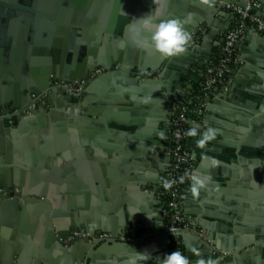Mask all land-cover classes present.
Returning <instances> with one entry per match:
<instances>
[{
    "label": "crops",
    "instance_id": "crops-1",
    "mask_svg": "<svg viewBox=\"0 0 264 264\" xmlns=\"http://www.w3.org/2000/svg\"><path fill=\"white\" fill-rule=\"evenodd\" d=\"M22 1L15 0L12 10ZM24 1L28 12L39 14L32 24L15 15L12 27L21 42L16 38L17 55L27 52L43 61L32 71L79 69L85 71L72 72L87 76L89 62L114 61L115 68L126 63L131 73H103L80 100L58 93L45 111L4 127L0 122L2 180L24 195L43 180L38 202L20 199L17 206L0 207V264H125L131 249L148 252L146 264H159L156 258L170 254L171 243L158 195L170 164L169 100L183 98L187 85L200 80L198 65L233 28V17L207 0ZM155 9L161 19L185 20V29L194 30L185 53L168 67L160 64L152 82L143 83L139 64L161 55L147 33L137 35L136 20ZM256 35L250 26L245 30L229 91L215 93L205 108L199 130L215 129V139L204 148L197 146L199 135L187 142L191 176L212 177L198 196L191 193V179L184 192L189 229L182 240L191 264H264V40ZM13 65L0 71V98L35 77L29 67ZM21 103L27 105L29 97ZM72 227L115 234L119 243L144 240L132 248L104 241L87 259L79 240L68 241Z\"/></svg>",
    "mask_w": 264,
    "mask_h": 264
},
{
    "label": "built area",
    "instance_id": "built-area-1",
    "mask_svg": "<svg viewBox=\"0 0 264 264\" xmlns=\"http://www.w3.org/2000/svg\"><path fill=\"white\" fill-rule=\"evenodd\" d=\"M245 7L238 4L227 3L225 0H217L216 6L228 12L233 17L238 15L239 20L234 21L233 28L223 33V37L218 45H221L219 59L216 63H211L206 71V78L201 92L188 98L187 103L179 106L176 102L169 100V110L171 113V151L169 167L163 172L160 179L158 195L162 204V217L164 229L170 233L172 252L181 251L185 255V248L179 232L189 229V219L183 206L185 189L183 181L189 180L193 170V160L187 145L189 136L186 132L193 126H199L205 113V108L215 93H226L229 91L228 76L232 67L237 63L236 47L245 32L247 26L252 27L257 33L264 36V20L258 14L257 9L262 7V0H242ZM211 58V57H210ZM209 58V59H210ZM103 69H97L92 77L103 74ZM147 73V72H146ZM87 80H73L69 82H54L51 89L37 97L25 111H21L13 106L0 109V122L14 124L15 118L31 115L40 108L47 107V99L53 89L70 99L80 100L84 96ZM200 105V107L196 105ZM44 106V107H43ZM175 181L173 187L165 190L164 181ZM11 192L19 193V189L7 190L0 187V195L8 196ZM163 199V200H162ZM111 238L104 232H86L76 230L71 233L68 241L88 239L93 242L96 239L105 241ZM124 240V238H122Z\"/></svg>",
    "mask_w": 264,
    "mask_h": 264
},
{
    "label": "water",
    "instance_id": "water-1",
    "mask_svg": "<svg viewBox=\"0 0 264 264\" xmlns=\"http://www.w3.org/2000/svg\"><path fill=\"white\" fill-rule=\"evenodd\" d=\"M207 1L212 5V7H214L217 0H207ZM225 1L227 3L238 4L241 7H245V5H246V3L242 0H225ZM14 3L15 2H13V0H0V25H1L0 26V71L3 70V67H4L3 64H10L12 66L13 63L15 62L14 59L16 58L17 64L13 65L14 69L19 70L23 67L24 68L29 67V69H30L29 72L35 77L33 78V80L29 81L26 86H24V85L21 86L19 88V90H17L16 92H14V93L12 91L7 92L4 98H0V109H4L6 107H10L11 105H14L15 108H18L21 111H25L33 102L36 101L37 97H39L43 93L49 91L51 89V87H50L51 84L54 82H69V81H73V80H87L88 84L92 83L93 80H95L96 78L101 76V75H98L96 77H92V74L94 73V71H96L95 70L96 67H98L99 65L108 66L107 67L108 69L104 70L105 71L104 74H106L107 72H111L113 75L123 74L125 76H130L131 71H128V69L126 67V63H124L125 67L115 68L117 65L114 61L110 62V63H108V62L107 63L106 62L105 63L89 62V65L91 66L89 71H91V72L87 76H83V75H81V73L72 72V71H85V70H79V69L78 70L71 69V70H66V71L65 70L64 71H55V70L32 71L33 66L36 64V62H39L42 60L37 59L36 56H33L30 59L29 58L30 56H28L27 52L22 53L21 56L17 55L16 50H15L16 49L17 35L15 33L16 32L15 28L12 27V23H13V16L16 15L19 20H24L25 22L32 24L34 22V15L35 14L38 15L39 13H35L34 11L28 12L29 9L27 8L26 2L24 0L22 1V3L20 2L17 5L18 11H14V10H12V6ZM257 12L259 13V14L257 13L258 16L262 20H264V0H262V7L257 9ZM40 14L43 15L42 13H40ZM221 14L225 15V11L222 12ZM193 25H195V24H193ZM248 27L249 26H247L245 28V30ZM193 30L194 29H190L188 31V33L192 32ZM256 36L258 39H260L262 41L264 40V36L260 35L259 33H257ZM18 41L20 42L19 39H18ZM191 41H192V39H191ZM191 41L189 42V44L191 43ZM237 47L239 48V45H237ZM176 59H177V56L170 57V58H165V57L161 56L160 58L158 57L157 59L150 60V64H147L144 61L143 63L141 62L139 64L140 69L137 72H138L139 76L140 75L142 76L143 74L146 76L145 79L142 80L143 83H151L153 80L155 71H157V69L160 68V64L165 63L168 67ZM147 69L152 70L153 73L147 74L145 72ZM162 71H165V68H162ZM163 76L164 75L160 76L161 79ZM137 82H139L138 79H137ZM157 84L160 85L161 87H163L162 81L158 80ZM58 93L59 92L57 89H53L52 93H50L48 96V99L46 101L47 104H48L49 100L51 99V97L53 95H57ZM24 96H26V97H24ZM28 97H29V103L27 105H23L21 102L24 100V98H28ZM40 109H41V111L42 110L45 111V108H40ZM37 112L38 111H36L35 113H37ZM35 113H33L31 115H25L24 119L27 120L31 116H34ZM4 121L1 123V127L5 126ZM116 160H118V159H116ZM14 166L15 165H13L11 167H14ZM123 171H124V169H123ZM125 176H126V174H125ZM39 180H40V182H38V186L31 189L32 191L30 192L29 195H24L23 193H20V192L19 193L11 192L8 196L0 195V207L5 209L7 207L17 206L20 199L32 200L31 203L38 202L41 198L40 188H38V187L43 183L42 178H39ZM0 187L5 188L7 190L14 189V188H12L13 184L9 183L8 181H3L1 176H0ZM42 192L44 193L45 191H42ZM142 226H143V223H142ZM75 229H76L75 227H72V230L75 231ZM95 232L96 231H93L91 233H95ZM99 232H101V231H98V233ZM185 234H186L185 231H181L178 233V235L182 239L185 236ZM165 235H167L169 238L171 236L170 233H166ZM117 237L118 236L114 234V235H112L111 238L106 239L105 242L107 244H115L118 246H121V245L130 246L132 248V246L135 243H137L141 240H144V238H140V239L134 240L131 244L119 243ZM79 241L81 242V244H80L81 247H84L85 249H87V253L85 255L86 256L85 258H87V259H90L92 256V253L95 252L97 247L102 242H104L100 239H96L92 243L89 242L88 239H80ZM250 246H251L250 243L245 245V247H247V248Z\"/></svg>",
    "mask_w": 264,
    "mask_h": 264
},
{
    "label": "clouds",
    "instance_id": "clouds-1",
    "mask_svg": "<svg viewBox=\"0 0 264 264\" xmlns=\"http://www.w3.org/2000/svg\"><path fill=\"white\" fill-rule=\"evenodd\" d=\"M162 15L163 13L159 9H155L151 14L136 20L139 26L137 35L141 36L143 33H147L148 42L150 43L151 48L165 58L175 57L185 53L186 48L191 41V36L185 29V24L188 21L180 19L165 20L161 19ZM190 19L191 18L189 17V20ZM139 42L141 44L144 43L143 40ZM186 135L189 137H197L199 135L200 139L197 140V146L204 148L207 142L215 139L216 130L208 128L201 133L199 126H193L186 132ZM217 163L218 161L214 159L211 161L212 165H216ZM190 179L192 180L191 193L196 197L201 190L207 187L211 182L212 177L210 175L193 174ZM174 183L175 181L166 180L163 183V187L165 190H169L173 187ZM193 252L196 255H199L195 249H193ZM151 259L152 256L148 252H137L134 249H131L125 264H146V262ZM156 259L159 261V264H191L189 258L181 251H174L165 255L163 259H160L159 257ZM197 264H217V262L212 259L207 260V262H205L204 259H200L197 261Z\"/></svg>",
    "mask_w": 264,
    "mask_h": 264
},
{
    "label": "trees",
    "instance_id": "trees-1",
    "mask_svg": "<svg viewBox=\"0 0 264 264\" xmlns=\"http://www.w3.org/2000/svg\"><path fill=\"white\" fill-rule=\"evenodd\" d=\"M240 17L238 15L234 16V21L239 20ZM223 37V36H222ZM221 49V45H217L215 47V49L213 50V54L211 55V58L208 59L206 62H202L198 65L197 70H198V74L200 75V80L198 82H190L186 90V95L184 96V98L182 99H172L174 102H176L179 106L184 105L185 103H187L188 98L193 96V95H197L201 92L202 86L204 84L205 78H206V71L207 68L209 67V65L211 63H216L219 59L218 55ZM197 107L200 105H196ZM192 137H189L188 140H190ZM183 187L187 188L189 186V180H185L183 181ZM163 200V199H162ZM170 253H172V245L170 243V248H169Z\"/></svg>",
    "mask_w": 264,
    "mask_h": 264
},
{
    "label": "flooded vegetation",
    "instance_id": "flooded-vegetation-1",
    "mask_svg": "<svg viewBox=\"0 0 264 264\" xmlns=\"http://www.w3.org/2000/svg\"><path fill=\"white\" fill-rule=\"evenodd\" d=\"M13 2H15V0H13Z\"/></svg>",
    "mask_w": 264,
    "mask_h": 264
}]
</instances>
